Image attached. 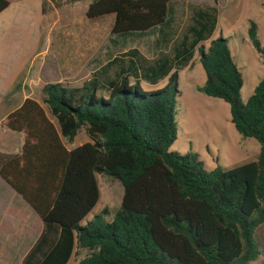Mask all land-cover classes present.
<instances>
[{
  "label": "trees",
  "instance_id": "trees-1",
  "mask_svg": "<svg viewBox=\"0 0 264 264\" xmlns=\"http://www.w3.org/2000/svg\"><path fill=\"white\" fill-rule=\"evenodd\" d=\"M80 1H87L89 20L113 16L110 41L152 35L156 52L146 58L130 48L80 88L45 84L46 109L26 98L6 116V131L23 134V144L16 153L0 152V179L42 227L20 264H67L74 250L87 252L79 264H249L264 258V46L256 24L249 22L247 36L263 77L243 103L227 39L202 45L215 31V7L189 6L183 27L168 0H42L41 11ZM8 7L0 0V13ZM196 50L206 76L197 91L229 106L235 131L259 144L256 161L207 171L197 154L170 151L177 72ZM165 79L161 89L141 87ZM81 129L89 142L68 150L65 144ZM97 174L119 182L121 203L111 221L99 214L82 226L98 202Z\"/></svg>",
  "mask_w": 264,
  "mask_h": 264
},
{
  "label": "rangeland",
  "instance_id": "rangeland-1",
  "mask_svg": "<svg viewBox=\"0 0 264 264\" xmlns=\"http://www.w3.org/2000/svg\"><path fill=\"white\" fill-rule=\"evenodd\" d=\"M11 2L6 18L0 21V120L23 98L33 99L46 109L41 92L45 84L80 88L93 72L130 48H137L146 58L155 55L152 35L110 41L113 16L87 19L84 15L87 1L60 7L48 5L45 13L41 11L42 0ZM168 3L173 7L179 27L186 24L191 5L217 9L215 31L202 45L207 49L212 40L220 36L227 39L232 60L242 78L240 98L246 103L263 77L262 61L248 39L247 28L250 21L256 24L257 38L264 46V0H168ZM177 75V134L170 151L197 154L207 171L216 167L229 170L256 161L259 144L254 139H243L235 131L229 106L197 91L206 80L197 50L188 66ZM166 84L167 79L157 85L141 83V87L153 91ZM4 124L5 120H1L0 142H9L11 136L5 135ZM87 142L89 139L81 129L74 142L65 145L73 149ZM96 180L98 202L81 221L82 226L99 214L105 221H111L121 203L123 190L118 181L99 174ZM5 194L0 195V223H6L9 228L0 231V243H5L7 249L0 250V264H18L39 235L40 224L39 219L32 218L26 224L27 231L24 230L16 216L5 213L8 209ZM85 255L84 250H74L67 264H79ZM249 264H264V258Z\"/></svg>",
  "mask_w": 264,
  "mask_h": 264
},
{
  "label": "crops",
  "instance_id": "crops-1",
  "mask_svg": "<svg viewBox=\"0 0 264 264\" xmlns=\"http://www.w3.org/2000/svg\"><path fill=\"white\" fill-rule=\"evenodd\" d=\"M7 1L9 2V7L6 10H4L5 12L3 11V12L0 13V21H3L6 18V13L10 9V7L12 6L11 0H7ZM25 99L26 98H23V100H21L17 104V106L13 108L12 111L6 113L1 120L2 121L5 120L6 116L9 113H11L14 110H16ZM4 131H5L4 132L5 135L11 136V140L9 142H8V140L3 141V142L2 141L0 142V152H2V148H4L3 150H4V153L5 154L16 153L17 151H19V149L21 148V146L23 144V134H17V135H15V134H12V133H10V132H8L6 130H4ZM14 141H16L15 145H13V142ZM10 142H12V143H10ZM2 145H3V147H2ZM12 150H14V151H12ZM5 192H6V194H5ZM4 194H5L6 198H7L6 203H7V206H8V209H6V212L5 213H9L10 215L16 216L17 219H18V221L20 223H22V226L24 227V230H26V226H27L26 224L32 218L33 219H38V217L34 214V212L32 211V209L28 206V204L26 202H24L2 179H0V195L2 196ZM39 224H40V221H39ZM8 228H9V225H7L6 223H2L0 225V231H3V230L8 229ZM41 228L42 227H41V224H40V231H41ZM0 247H1L0 250L1 249L4 250V249H6V244L3 243V242H1L0 243ZM27 251H28V249H27ZM5 253H6L7 256L9 255L8 252H5ZM0 259H1V257H0ZM19 262H21V260H19ZM19 262H18V264H19Z\"/></svg>",
  "mask_w": 264,
  "mask_h": 264
}]
</instances>
